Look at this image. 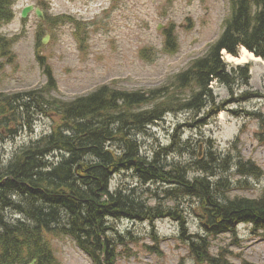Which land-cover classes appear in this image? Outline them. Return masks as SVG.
Wrapping results in <instances>:
<instances>
[{
  "label": "trees",
  "instance_id": "obj_1",
  "mask_svg": "<svg viewBox=\"0 0 264 264\" xmlns=\"http://www.w3.org/2000/svg\"><path fill=\"white\" fill-rule=\"evenodd\" d=\"M17 1L0 0V29L13 21ZM38 1L46 13L45 0ZM230 5L223 33L206 55L176 76L172 85L149 92L130 93L104 86L70 102L53 98L58 85L40 54L39 33L36 57L47 86L10 96L0 94V134L12 124L19 129L8 132L17 135L29 127L31 114L50 118L54 126L50 134L17 151L8 164L0 157V264H30L34 260L36 264H58L50 242L57 236L72 238L95 264H117L119 253L112 234L118 241L123 238L112 220L154 224L172 219L180 224L185 237L186 219L178 208L153 207L133 193L112 190L114 177L123 173L134 174L144 184L168 187L165 194L174 201L186 197L202 200L200 217L208 236L187 238L197 264H229L211 256V237L236 234L241 224L250 225L256 235L264 233V198L227 196L221 201L206 179L191 180L188 167L168 163L178 146L160 147L152 155H143L136 139L169 114L203 115L197 119L199 125H186L189 128L209 125L227 108L225 102L217 104L211 88L214 82L231 93L238 84L249 88L250 66L230 71L223 52L238 57L245 48L264 58V0H230ZM46 22L51 26L74 24L83 31L70 16L46 18ZM165 37L166 50L176 52L174 30H167ZM14 41L0 35V58L11 53ZM263 99V94L247 90L229 105ZM244 114L259 121L260 143L264 144V114L246 110ZM196 165L198 172L205 171V163ZM238 166L242 176L262 177V170L253 162L241 160ZM6 212H14L17 222L8 221L3 216ZM154 250L159 252L157 246Z\"/></svg>",
  "mask_w": 264,
  "mask_h": 264
},
{
  "label": "rangeland",
  "instance_id": "obj_2",
  "mask_svg": "<svg viewBox=\"0 0 264 264\" xmlns=\"http://www.w3.org/2000/svg\"><path fill=\"white\" fill-rule=\"evenodd\" d=\"M45 19L70 16L74 24L51 26L32 13L23 23L21 13L26 6H39L38 0H18L13 6L14 19L0 29V35L15 40L11 53L0 58V94L13 95L42 90L47 79L40 67V54L52 68L57 91L51 96L63 102L86 97L104 86L124 92H149L172 85L176 76L189 69L192 62L204 57L209 47L223 33L224 22L230 16V0H45ZM45 12V11H44ZM174 30L178 48L166 50L167 30ZM84 40H83V39ZM230 71L246 65L251 68L250 90L264 93V59L255 62L241 52L239 60L225 56ZM244 59L243 61H240ZM248 88L235 85L233 93L225 86L213 83L217 104L227 108L211 119L209 125H199L203 115L169 114L163 121L137 134L143 155H152L160 147L176 145V152L168 163L189 168L191 180L204 178L221 201L230 199L264 198V144L260 143V123L244 110L264 114V99L234 104ZM144 109H149L146 107ZM233 112H237L234 115ZM54 122L31 114L29 127L17 135L8 129H19L10 124L0 134V157L8 164L15 153L32 141L51 133ZM176 136V137H174ZM200 144L204 148L200 151ZM201 153L205 171L196 165ZM162 159V157H161ZM164 160V157H163ZM253 162L262 170V177L242 176L239 163ZM163 164V163H162ZM210 168V169H209ZM123 189L135 194L153 207L178 208L186 219L187 232L172 219L149 222L111 221L123 238L116 240L119 257L117 264H197L187 241L189 237L208 236L202 223V200L192 197L177 201L169 199L168 187L157 183H142L134 174L116 175L112 190ZM173 190V188H172ZM8 221L17 222L14 212L3 214ZM211 256L229 264H264V233L256 235L250 225L241 224L236 234L211 237ZM156 240L159 244L156 243ZM58 264H95L70 237L50 239ZM159 249L157 253L154 248ZM161 253V254H160Z\"/></svg>",
  "mask_w": 264,
  "mask_h": 264
},
{
  "label": "water",
  "instance_id": "obj_3",
  "mask_svg": "<svg viewBox=\"0 0 264 264\" xmlns=\"http://www.w3.org/2000/svg\"><path fill=\"white\" fill-rule=\"evenodd\" d=\"M34 11L36 12L37 16H38L41 20H44L43 12H42L40 9H35L34 6H28V7H26V8L23 10V12H22V18H23V19H26V18L29 16V14L32 13V12H34ZM48 41H49L48 38H45V39L43 40V44H47ZM201 148H203L202 145H201ZM31 264H36V261H34V262L31 263Z\"/></svg>",
  "mask_w": 264,
  "mask_h": 264
},
{
  "label": "bare ground",
  "instance_id": "obj_4",
  "mask_svg": "<svg viewBox=\"0 0 264 264\" xmlns=\"http://www.w3.org/2000/svg\"><path fill=\"white\" fill-rule=\"evenodd\" d=\"M244 52V54L245 55H249L251 58H252V60L253 61H255V62H260L261 60H262V58H259V57H256L253 53H250L249 51H247V50H244L243 51ZM231 58V57H230ZM232 60H239V59H235V58H231ZM244 59H242V60H240V61H243ZM156 158V157H155ZM160 165H163V164H160ZM159 165V166H160ZM210 169V168H209Z\"/></svg>",
  "mask_w": 264,
  "mask_h": 264
}]
</instances>
